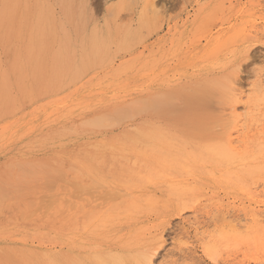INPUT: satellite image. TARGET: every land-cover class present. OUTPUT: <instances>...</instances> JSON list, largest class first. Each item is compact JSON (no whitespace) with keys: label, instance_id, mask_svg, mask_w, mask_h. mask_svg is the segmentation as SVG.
<instances>
[{"label":"rangeland","instance_id":"374dc122","mask_svg":"<svg viewBox=\"0 0 264 264\" xmlns=\"http://www.w3.org/2000/svg\"><path fill=\"white\" fill-rule=\"evenodd\" d=\"M69 1L66 10L62 0H0V12L11 18L0 21V264H96L107 253L146 252L150 264H264V240L261 247L252 241L264 235V170L230 183L219 177L231 165L200 153L233 134L239 149L264 151L257 150L264 144V78L255 77L264 75V0H85L83 14L81 0ZM94 35L103 51L99 60L91 56ZM126 35L131 40L124 45ZM59 55L65 69L56 78ZM238 72L249 96L237 103L243 119L237 132L226 114L236 101L228 93ZM161 94L172 105H156ZM145 101L155 106L143 111ZM133 104L143 112L132 113ZM119 108V117H133L119 118ZM110 116L118 122L107 127ZM138 129L147 136L136 135ZM257 161L264 167V157ZM99 217L105 220L97 223Z\"/></svg>","mask_w":264,"mask_h":264},{"label":"bare ground","instance_id":"6f19581e","mask_svg":"<svg viewBox=\"0 0 264 264\" xmlns=\"http://www.w3.org/2000/svg\"><path fill=\"white\" fill-rule=\"evenodd\" d=\"M20 1H24V0H19V3H20ZM76 1L78 2V0H76ZM73 2H74V1H73ZM12 3H13V2H12ZM59 3H60V2H59ZM15 4H16V3H15ZM62 4H63V6H64V8H65L66 10H69V9H70L69 6L71 5V3H70L69 0H62ZM73 4H74V3H73ZM73 4H72V5H73ZM76 4H77V3H76ZM59 5H60V4H59ZM78 5H80V8H81V10H82V14H83V10H84L85 7L87 6L86 1H85V0H81L80 3H79ZM5 6H6V3L4 2L3 5H2V7L5 8ZM18 6H19V5H18ZM34 6H35V5H34ZM34 8H35V7H34ZM77 8H78V7H77ZM73 10H74V8H73ZM73 10H72V12L74 13ZM64 11H65V10H64ZM50 12H51V11H50ZM78 12H79V11H78ZM78 12H77V13H78ZM17 13H18V12H17ZM64 13H65V12H64ZM9 15H10L9 11H8V14L6 13V11H2V12H0V21L3 23L4 20H5V17H7V21H8V24H9V23L11 22V18H10ZM40 15H41V14H40ZM40 15H39V16H40ZM77 16H78V15H77ZM69 17H70V15H69ZM74 17H75V15H74ZM69 20H70V19H69ZM78 20H79V19H78ZM33 21H34V20H33ZM39 21H41V19H40ZM74 21H75V19H74ZM56 22H57V21H56ZM78 22H79V21H78ZM60 23H61V22H60ZM67 24H68V23H67ZM80 25H81V24H80ZM48 26H49V25H48ZM66 26H67V25H66ZM32 27H33V26H32ZM60 27H61V26H60ZM43 29H44V28H43ZM40 31H41V30H40ZM238 31H239V30H238ZM235 32H236V31L232 32L233 35L230 34V36H232V37L234 36V37H235V35H238L237 32H236V34H234ZM239 32H240V31H239ZM223 34H224V33H223ZM142 35H143V34H142ZM241 35H242V33H241ZM239 36H240V35H239ZM136 37H137V36H136ZM46 38H47V37H46ZM226 38H227V37H226ZM25 39H26V37H25ZM214 39H215V38H214ZM130 40H131V39H130V36H129V35H126V37H125V38L123 39V41H122V44L127 45V44L130 43ZM25 41H26V40H25ZM57 41H58V40H57ZM212 41H213V40H212ZM53 42H54V41H53ZM64 42L66 43V41H64ZM102 42H103V41H102ZM24 43H25V42H24ZM103 43H104V42H103ZM214 43H216V42H214ZM214 43H213V44H214ZM217 43H218V42H217ZM217 43H216V44H217ZM86 44H87V43H86ZM224 44H226V43H224ZM8 46L10 47V45H8ZM8 46H7V47H8ZM24 46H25V45H24ZM24 46H23L22 48H24ZM38 46H40V44L37 45V47H38ZM63 46H64V45H63ZM222 46H223V45H222ZM9 47H8V49H10ZM33 47H34V46H33ZM87 47H88V46H87ZM39 48H40V47H39ZM39 48H38V49H39ZM55 48H56V46H55ZM66 48H67V46H64V47H63L64 50H66ZM211 48H212V45H210V49H211ZM35 49H36V47H35ZM90 49H91V56H93L96 60H99V57L101 56L102 48H101L100 45L97 43V39H96V36H95V35L92 36V38H91ZM36 50H37V49H36ZM40 50H41V49H40ZM40 50H39V51H40ZM215 50H216V49H215ZM220 50H221V49H220ZM245 50H246V48L244 49V51H245ZM248 50H249V49H248ZM32 51H33V50H32ZM41 51H42V50H41ZM51 51H52V52H51ZM51 51H50V53L52 54V53H53V50H51ZM73 51H74V50H73ZM86 51H87V50H86ZM244 51H243V52H244ZM36 52H37V51H36ZM102 52H103V51H102ZM74 53H75V52H74ZM248 53H249V51L246 52V55H247ZM44 54H45V53H44ZM51 54H50V55H51ZM77 54H78V53H77ZM7 55H8V54H7ZM74 55H75V54H74ZM16 56H17V54H16ZM29 56H30V59L34 58V56H35V50H34V53H33V52H31V53L29 52ZM52 56H53V55H52ZM60 56H61V55H59V57H58V61H59L60 63L57 64V63L54 62V64L57 65V67L53 70V74H54V76H55L56 78H58L59 76H61L62 73H63V70L65 69L64 66L62 65L63 62H61V61H62V60H61L62 57H60ZM76 56H77V55H76ZM76 56H75V58H76ZM86 56H87V55H86ZM212 56H213V55H212ZM247 56H248V59H249V54H248ZM20 57H22V56H20ZM26 58L28 59V57H26ZM55 58H56V57H55ZM7 59H8V58H7ZM15 59H17V58H15ZM83 59H84V57H83ZM83 59H82V56H81V59H80V60L83 61ZM200 59H201V58H200ZM87 60H88V63H89V59H88V57H87ZM96 60H95V61H96ZM51 61H52V60H50V62H51ZM73 61H74V60H73ZM80 62H81V61H80ZM73 63H74V62H73ZM75 63H76V61H75ZM88 63L85 62L86 65H87ZM212 63H213V62H212ZM250 63H251V62H250ZM35 64H36V63H35ZM22 65H23V63H22ZM25 65H26V64H25ZM88 65H89V64H88ZM201 65H202V64H201ZM23 66H24V65H23ZM34 66H35V65H34ZM36 66H37V65H36ZM51 66H54V65H51ZM75 66L78 67L77 65H75ZM75 66H74V67H75ZM17 67H18V66L15 67L16 70H18ZM19 67H20V66H19ZM42 67H43V66H42ZM241 67L243 68V66H241ZM20 68H21V67H20ZM23 68H24V67H22L21 70H23ZM31 69H32V67H31ZM35 69H36V68H35ZM49 69H50V68H49ZM49 69H48V70H49ZM78 69H79V68H78ZM78 69H76V70H78ZM207 69H208V68H207ZM2 71H3V70H2ZM18 71H19V70H18ZM81 71H82V70H80V71L77 72V73L79 74V73H81ZM0 72H1V71H0ZM3 72H4V71H3ZM259 72H260V71H259ZM2 74H3V73H2ZM7 74H8V73H7ZM20 74H21V73H20ZM53 74H52V75H53ZM71 74H72V72H71ZM78 74H76V75H78ZM255 74H256V73H254V75H255ZM261 74H263V73H261ZM3 75H5V74H3ZM79 75H80V74H79ZM79 75H78V76H79ZM254 75H253V76H254ZM6 76H7V75H6ZM21 76H23V74H22ZM21 76H20V78H21ZM33 76H34V75H33ZM40 76H41V75H40ZM54 76H53V77H54ZM69 76H71V75H69ZM256 76H258V78H264V75L262 76V75H259V74H258V75H255V77H256ZM75 77H76V76H75ZM230 77H231V76H230ZM234 77H235V76H234ZM240 77H242V76H240ZM255 77H254V78H255ZM18 78H19V77H18ZM41 78H42V77H41ZM69 78H70V77H69ZM72 78H73V77H72ZM3 79H4V76H3ZM73 79H74V78H73ZM228 79H229V78H228ZM228 79H227V80H228ZM230 79H232V77H231ZM19 80H20V79H19ZM21 80H22V78H21ZM68 80H69V79H68ZM241 80H242V79H241ZM241 80H240V78H239V72L237 73V75H236V77L234 78V80H233V79L231 80L232 82L230 83L231 86L229 87V89L231 90L232 93H228V94H230V96L233 95L234 98H232V97H231V98H232V100L235 99L236 101H234V104H232V105L228 108V109L230 110V111L228 110L229 113H227V114L225 113L226 115H229V116H230V117H229V121H230V119H232V120H234V122L236 123L235 129L237 128V130H236L237 132H238V126H239V123L242 122V120H243V119L240 120V115H242V114L239 115V112H240V111L238 112V109H239V108H238L237 103H239V104L241 105V103L243 102L242 100H243L244 98H246L247 96H249L248 94L246 95V91H247V90L244 89V85H243V84H245V83H242ZM259 80L261 81V79H259ZM259 80H258V81H259ZM260 81H259V82H260ZM262 81H264V80L262 79ZM120 82H121V81H120ZM245 82H246V81H245ZM16 83H17V82H16ZM115 83H116V82H115ZM125 83H126V82H125ZM261 83L263 84V82H261ZM4 84H6V83H4ZM249 85H250V84H249ZM5 86H6V85H5ZM7 86H8V85H7ZM124 86H125V85H124ZM225 86H226V85H225ZM246 87L248 88V86H246ZM10 88H11V87H10ZM71 88H72V87H71ZM122 88H123V87H122ZM227 88H228V87H227ZM17 89H19V88L17 87ZM43 89H44V88H43ZM8 90H9V89H8ZM78 90H79V89H78ZM133 90H134V89H133ZM9 91H10V90H9ZM204 91H205V90H204ZM112 92H113V91H112ZM132 92H133V91H132ZM142 92H143V91H142ZM227 92H229V90H228ZM5 93H6V92H4V94H5ZM33 94H35V93H33ZM91 94H92V93H91ZM231 94H232V95H231ZM14 95H15V94H14ZM165 95H166V94H165ZM155 96H156V95H155ZM157 96H158V95H157ZM159 96H160V94H159ZM159 96H158V97H159ZM161 96H162V94H161ZM163 96H164V94H163ZM163 96H162V97H163ZM167 96H168V95L164 96L163 98H162V97H161V98H158V99H162V101H159L157 98H156L157 100H156V99H154V100L152 99V100L155 101V103H156L157 101H159V102H157L158 104L156 103V105H159V104H160V108H161V106H163V105L165 106V105H167V104H169V105L171 104V102L169 101V98H167ZM245 96H246V97H245ZM168 97H170V96H168ZM201 97H202V96H201ZM226 97H227V96H226ZM229 98H230V97H229ZM246 99H247V98H246ZM248 99H249V98H248ZM84 100H85V99H84ZM117 100H118V99H117ZM150 100H151V99H150ZM150 100H149V101H150ZM226 100H227V98H226ZM121 101H122V100H121ZM153 101H151V103H152ZM229 101H230V100H229ZM229 101H228V102H229ZM241 101H242V102H241ZM83 102H84V101H83ZM145 102H146V101H145ZM140 103H141L142 106H143V105H144V106L142 107L141 105L139 106L138 104H133V106L136 105L135 107L137 108V110H136V108L133 109V110L131 111L132 113H135V112L137 113V111L140 112V111H142V108H143V111H144L145 109H146V111H147L148 109H151L150 106L153 105V103L150 105L148 101L146 102V105H145L144 102H140ZM140 103H139V104H140ZM147 103H148V106H147ZM155 103H154L153 106H155ZM72 104H73V103H72ZM224 104H225V103H224ZM1 105H2V104H1ZM11 105H12V104H11ZM137 105H138V106H137ZM149 105H150V106H149ZM169 105H167V106H169ZM171 105H172V104H171ZM133 106H132V108H133ZM200 106H201V105H200ZM226 106H227V105H226ZM83 107H84V106H83ZM87 107H88V105H87ZM138 107H140V108H138ZM141 107H142V108H141ZM144 107H146V108H144ZM147 107H150V108H147ZM171 107H172V106H171ZM201 107H202V106H201ZM152 108H153V107H152ZM241 108H242V107H241ZM119 109H120V108H119ZM155 109L157 110L158 108L155 107ZM155 109L153 108V110H155ZM224 109H226V108H224ZM121 110H122V108H121L120 110H117V112H118V111H121ZM134 110H135V111H134ZM139 110H140V111H139ZM153 110H152V111H153ZM226 110H227V109H226ZM143 111H142V112H143ZM243 111H244V109H243ZM117 112H116V113L114 112V113L117 114ZM127 112H128V111H127ZM187 112H188V111H187ZM121 113H123V112H122V111L119 112L118 117H119V115H120ZM136 113H135V114H136ZM144 113H145V112H144ZM129 114H130L129 112H128L127 114L124 113V115L122 114L121 117H119V118H122L123 116H128ZM150 114H151V113H150ZM130 115H131V116H130V117L128 116V118H132L134 114H133V115L130 114ZM169 115H170V113H169ZM243 115H244V114H243ZM100 117H101V116H99V118H100ZM116 117H117V116H116ZM225 117H227V116H225ZM242 117H243V116H242ZM96 118H98V117H96ZM99 118H98V119H99ZM101 118H102V117H101ZM101 118H100V119H101ZM124 118L126 119L127 117H123V119H124ZM128 118H127V119H128ZM221 118H222V117H221ZM94 119H95V118H94ZM94 119H91V120H94ZM102 119H106V120H108V118H102ZM102 119H101V120H102ZM112 119H113V121H112ZM117 119H118V118L115 119L114 116H113V117L110 116V118H109V121H110V122H109V121H106V122H107V123H106V124H107V127L110 126V123H111V125H113L112 123L114 122V120H116V122H115V124H116V123L118 122ZM123 119H122V120H123ZM125 119H124V120H125ZM96 120H97V119H95L94 121H95V122L99 121V120H97V121H96ZM225 120H226V119H225ZM227 120H228V117H227ZM244 120H245V119H244ZM253 120H254V119H253ZM88 121H89V120H88ZM103 121H104V120H102V122H103ZM54 122H55V121H54ZM108 122H109V124H108ZM119 122H120V120H119ZM30 123H31V122H30ZM30 123H29V124H30ZM87 123H88V122H86V125H87ZM89 123H90V122H89ZM89 123H88V124H89ZM98 123H99V122H98ZM226 123L228 124V123H230V122L227 121V122H225V124H226ZM254 123H255V122H254ZM29 124H28V125H29ZM84 124H85V123H84ZM106 124H105V125H106ZM115 124H114L113 126H115ZM227 124H226V125H227ZM233 124H234V123H233ZM90 125L92 126V124H89L88 126H90ZM105 125H104V127H105ZM108 125H109V126H108ZM223 125H224V124H223ZM229 125H230V124H229ZM231 125H232V123H231ZM241 125L243 126L244 124H240V127H241ZM224 126H225V125H224ZM101 127H103V126H101ZM101 127H100V128H101ZM104 127H103V128H104ZM31 128H32V127H31ZM94 128H95V127H94ZM224 128H226V126H225ZM228 128H229V126H228L226 129H228ZM133 129L136 130V128H133ZM158 130H159V129H158ZM239 130H240V129H239ZM164 131H165V130H164ZM233 131H234V130H233ZM236 131H234V132L237 133ZM221 132H223V131H221ZM225 132H226V131H225ZM240 132H241V131H240ZM150 133H151V132H150ZM153 133H155V132H153ZM158 133H160V131H159ZM161 133H162V132H161ZM226 133H227V132H226ZM162 134H163V133H162ZM162 134H161V135H162ZM219 134H222V133L219 132ZM224 134H225V133H224ZM231 134H232V133H231ZM136 135H146V134H145V132H143V130L138 129V130L136 131ZM159 135H160V134H159ZM222 135H223V134H222ZM237 135L239 136V133H238ZM241 135H242V132H241ZM146 136H147V135H146ZM154 136L156 137V134H155ZM157 136H158V135H157ZM163 136H164V134H163ZM234 136H235V134H233V136H232V135L228 136V137H229V138H228V141H227L225 144L223 143L224 141H223V142L220 141V143L217 142L218 144L215 143V144L218 145V146H214V145H212V146H206V145H205L206 147H202V146H201V147H202V148H201V151H200V150H197V151H200V153L202 152L201 155H202L203 158H209V159H212V160H217V161H219V162H221V161H225V162H227V163H225V166H226V164L229 165V166L231 165L230 167H233V168H231V169H229L230 167L227 169V168L224 166V168H226V170H223V169H222V171H220L221 174L217 171V172L220 174V177H219V178L225 176V177L222 178V179H225V178H226L227 180L230 181V183H231V182H232V183H237V182H239V181H238V180H240V179H239V176H241L242 174H244L245 176H249V175L251 174V175L254 177V175H255L256 173H259V172L261 173V171L263 172V170H264V167H262V165H258V164L256 165V163L259 162V161H257V160H260L261 157H264V153H263L264 151H261V150H264V149H263V148H264V144L261 143L262 145H259L258 149L256 148L257 150H259V148H260V151L262 152L260 155L257 154V153H258L257 151H255L256 154H254V152H253V153L250 155L251 152H250V150L247 149V147H248L247 145H246V148L243 149V150H242L241 148L239 149L238 146H235V144H237V142L240 143V140H239V139H238V140H237V139H233L232 137H234ZM238 136H236V137H238ZM245 136H246V135H245ZM136 138H137V137H136ZM159 138H160V137H159ZM165 138L169 140L170 137L167 138V137L165 136ZM221 138L224 139L225 136H222ZM139 139H140V138H139ZM160 139H161V138H160ZM241 139H242V136H241ZM105 140H106V139H105ZM145 140H146V139H145ZM147 140H148V139H147ZM150 140H152V138L149 139V141H150ZM170 140H172V139H170ZM211 140H212V139H211ZM226 140H227V139H226ZM226 140H225V141H226ZM235 140H236L237 142H235ZM140 141H141V140H140ZM157 141H158V140H157ZM160 141H161V140H160ZM162 141H163V140H162ZM174 141H177V142H178L177 139L174 140ZM179 141H180V140H179ZM259 141H260V140H259ZM105 142H106V141H105ZM144 142H145V141H144ZM155 142H156V141H155ZM164 142H170V141H164ZM171 142H172V144L170 143L169 146H174L173 140H172ZM234 142H235V143H234ZM241 142H242V141H241ZM139 143H140V142H139ZM146 143H147V142H146ZM148 143H151V142H148ZM156 143L159 144L158 146H160V144H162V142H161V143L156 142ZM156 143H152V144L157 145ZM221 143H223L224 145H222ZM239 143H238V144H239ZM242 143H244V142H242ZM164 144H165V143H163V145H164ZM220 144H221V145H220ZM238 144H237V145H238ZM253 144H255V143H253ZM176 145H177V144H176ZM176 145H175V147H176ZM241 145H242V144H241ZM257 145H258V144H257ZM257 145H256V146H257ZM128 146H129V145H128ZM128 146H126V147H128ZM133 146L135 147L134 149L136 150V149H137L136 146H135V145H133ZM138 146H139V145H138ZM165 146H166V145H165ZM165 146H164V147H165ZM239 146H240V145H239ZM250 146H251V145H250ZM252 146H253V145H252ZM122 147H123V145H122ZM122 147H121V148H122ZM130 147H131V145H130L128 148H130ZM175 147H174V148H175ZM181 147H182V146H181ZM240 147H241V146H240ZM94 148H95V147H94ZM141 148H143V147H141ZM157 148H158V147H157ZM161 148H162V147H161ZM190 148H191V147H190ZM206 148H207V149H206ZM243 148H244V147H243ZM251 148H252V147H250V149H251ZM123 149H124V147H123ZM134 149H133V150H134ZM139 149H140V148H138L137 150H139ZM143 149H144V148H143ZM166 149H167V148H166ZM166 149L164 148L165 151H164V152L161 151V152L165 153L166 151L169 150V148H168V150H166ZM179 149H180V148H179ZM179 149H178V150H179ZM131 150H132V148H131ZM135 150H134V151H135ZM140 150H141V149H140ZM140 150H139V151H140ZM147 150H148V149H147ZM149 150H150V149H149ZM151 150H152V148H151ZM153 150H154V149H153ZM153 150H152V152H153ZM157 150H158V149H157ZM157 150H155V151H157ZM134 151H133V152H134ZM145 151H146V150H145ZM173 151H175V150H173ZM195 151H196V150H195ZM195 151L193 150V151H191V152H195ZM131 152H132V151H131ZM142 152H144V151H142ZM158 152H159V151H158ZM158 152H157L156 155L159 154ZM170 152H171V151H170ZM135 153H136V152H135ZM149 153H150V152H149ZM149 153H148V155H151V154H149ZM167 153H168V152H167ZM167 153H165V154H167ZM178 153L180 154L179 151H178ZM259 153H260V152H259ZM122 154H123V153H122ZM133 154H134V153H133ZM139 154L142 156V153L139 152ZM152 154H153V153H152ZM154 154H155V153H154ZM169 154L172 155V154H174V153L171 152V153H169ZM169 154H167V155H169ZM192 154H193V153H192ZM192 154H191V155H192ZM262 154H263V155H262ZM145 155H146V153L143 154V156H145ZM148 155H147V156H148ZM176 155H177V153H176ZM188 155H189V154H188ZM151 156H152V155H151ZM158 156H159V155H158ZM158 156H157V157H158ZM169 156H170V155H169ZM149 157H150V156H149ZM154 157H155V156H154ZM177 157H179V156H176V158H177ZM189 157H190V156H189ZM197 157H198V154L196 155L195 158H197ZM200 157H201V156H200ZM127 158H128V156H127ZM132 158H133V156H132ZM147 158H148V157H147ZM161 158H163V156H161ZM179 158H180V157H179ZM179 158H178V160H180ZM192 158H193V156H192ZM72 159H73V158H72ZM154 159H156V157H155ZM157 159H160V157L157 158ZM163 159H164V158H163ZM166 159H167V157H166ZM197 159H198V158H197ZM197 159H196V161H197ZM201 159H202V158H201ZM201 159H200V160H201ZM128 160H129V159H128ZM130 160H131V159H130ZM143 160H145V159H143ZM151 160L153 161V159H151ZM169 160H170V159H169ZM182 160H184V159H182ZM182 160H181V161H182ZM189 160H190V159H189ZM200 160H199V161H200ZM204 160H205V159H204ZM68 161H69V160H68ZM131 161H132V160H131ZM145 161H148V160H145ZM162 161H164V160H162ZM162 161H161V162H162ZM201 161H202V160H201ZM206 161H208V160H205L204 162H206ZM141 162H142V161H140V163H141ZM153 162H156V163H157V161H153ZM158 162H159V161H158ZM161 162H159V163H161ZM167 162H168V161H167ZM261 162H262V161H261ZM109 163H110V162H109ZM109 163H107V164L109 165ZM127 163H128V162H127ZM146 163L151 164V162H150V163H149V162H146ZM159 163H157V164H159ZM192 163H193V162H192ZM208 163H210V162L208 161ZM130 164H131V163H130ZM132 164H134V163L132 162ZM138 164H139V163H138ZM143 164H145V163H143ZM161 164H163V163H161ZM164 164H166V163H164ZM168 164H169V162H168L167 165H166L167 167L170 166V164H169V165H168ZM215 164H216V163H215ZM9 165H10V163H9ZM145 165H146V164H145ZM145 165H144L143 167H145ZM151 165H153V164H151ZM159 165H160V164H159ZM211 165H213V164H211ZM16 166H17V165H16ZM20 166H21V164H20ZM127 166H129V165H127ZM155 166H156V165H155ZM214 166H215V165H214ZM218 166H219V165H218ZM17 167H18V166H17ZM153 167H154V166H153ZM156 167H157V166H156ZM215 167H217V165H216ZM220 167H222V166H219V168H220ZM18 168H19V167H18ZM91 168H92V166H91ZM105 168H106V167H105ZM158 168H160L159 171L162 172L161 169H163V167H158ZM212 168H213V167H212ZM77 169H78V168H77ZM136 169H137V168H136ZM153 169H154V168H153ZM156 169H157V168H156ZM164 169H165V168H164ZM170 169H172V168H170ZM190 169H191V168H190ZM232 169H233V170H232ZM146 170L149 171V169H146ZM157 170H158V169H157ZM157 170H156V171H157ZM166 170H167V169H166ZM188 170H189V169H188ZM200 170H201V168H200ZM200 170H198V171H200ZM209 170H212V169H209ZM23 171H25V170L23 169ZM52 171H53V170H52ZM72 171H73V170H72ZM94 171H95V170H94ZM96 171H97V170H96ZM133 171H137V170H134V169H133ZM198 171H197V172H198ZM205 171H206V170H205ZM215 171H216V170H215ZM25 172H26V171H25ZM28 172H29V170H28ZM28 172H27V173H28ZM35 172H36V171H35ZM53 172H54V171H53ZM59 172H60V171H59ZM75 172H76V170H75ZM77 172H78V171H77ZM98 172H99V171H98ZM98 172H97V173H98ZM137 172H139V171H137ZM141 172H142V171H141ZM143 172H144V171H143ZM169 172H170V171H169ZM171 172H172V171H171ZM78 173H79V172H78ZM89 173H90V172H89ZM91 173H92V172H91ZM214 173H215V172H214ZM214 173H213V175H214ZM38 174H39V173H38ZM45 174H46V173H45ZM48 174H51V173H48ZM54 174H56V173H54ZM73 174H74V173H73ZM99 174H100V173H99ZM99 174H98V175H99ZM157 174H158V173H156V177H157ZM169 174H170V173H169ZM194 174H195V173H194ZM201 174H202V173H201ZM219 174H218V175H219ZM246 174H248V175H246ZM36 175H37V173H36ZM40 175H44V174L42 173V174H39V176H40ZM67 175H68V174H67ZM90 175H91V174H90ZM159 175H160V173H159ZM159 175H158V177H157V180H158V181H159V177H160ZM162 175H163V174H162ZM166 175H167V174H166ZM192 175H193V174H192ZM213 175H212V176H213ZM46 176H47V175H46ZM46 176H45V177H46ZM51 176H52V175H51ZM71 176H72V175H71ZM92 176H93V175H92ZM149 176H150V175H149ZM173 176H175V175H173ZM173 176H172V174H171V177H173ZM55 177H57V176H55ZM101 177H102V176H101ZM130 177H132V176H130ZM169 177H170V176H169ZM178 177H179V176H178ZM186 177H187V176H186ZM194 177H195V176H194ZM213 177H215V176H213ZM249 177H251V176H249ZM46 178H47V177H46ZM50 178H51V177H50ZM128 178H129V177H128ZM176 178H177V177H176ZM208 178H209V177H208ZM217 178H218V177H217ZM258 178H259V177H258ZM68 179H69V178H68ZM131 179H132V178H131ZM170 179H171V178H170ZM177 179H178V178H177ZM179 179H180V178H179ZM186 179H187V178H186ZM213 179H214V178H213ZM241 179L243 180L242 177H241ZM78 180H79V179H78ZM103 180H104V179H103ZM134 180H136V179H134ZM134 180H133V182H134ZM163 180H164V178H163ZM172 180H174V178H173ZM172 180H171V182H174V183H175V181H172ZM180 180H181V179H180ZM180 180H178V181H180ZM183 180H185V179H183ZM197 180H198V179H197ZM207 180H208V179H207ZM207 180H206V181H207ZM209 180H210V179H209ZM63 181H64V180H63ZM117 181H118V180H117ZM164 181H166V180H164ZM168 181H169V179H168ZM203 181H204V180H203ZM213 181H214V180H212V182H213ZM223 181H224V180H223ZM65 182H66V180H65ZM67 182H69V181H67ZM159 182H160V181H159ZM169 182H170V181H169ZM169 182H168V183H169ZM185 182H186V181H185ZM197 182L200 183L199 181H197ZM208 182H209V181H208ZM208 182H207V183H208ZM215 182H216V181H215ZM225 182H226V181H225ZM241 182H242V181H241ZM251 182H253V180H252ZM49 183H50V182H49ZM49 183H47V184H49ZM55 183H56V182H55ZM69 183H70V182H69ZM100 183H101V182H100ZM111 183H112V182H111ZM174 183H173V184H174ZM180 183H181V184L183 183L182 186H183V190H185V192H186V190H191V187H190V188L184 187V185H185V186L187 185L186 183H184V181H182V182H180ZM47 184H45L46 187L48 186ZM52 184H54V183H52ZM77 184H78V183H77ZM92 184H93V183H92ZM169 184H171L170 186H173L172 183H169ZM175 184H176V185H175ZM175 184H174V185L177 186L178 182L175 183ZM181 184H180V185H181ZM221 184H222V183H221ZM239 184H240V182H239ZM49 185H51V184H49ZM68 185H69V184H68ZM117 185H118V184H117ZM137 185H138V184H137ZM149 185H150V183H149ZM180 185L178 184V186H180ZM222 185H223V184H222ZM52 186H53V185H52ZM52 186H51V187H52ZM62 186H63V185H62ZM99 186H100V185H99ZM103 186H104V185H103ZM109 186H110V185H109ZM166 186H167V185H166ZM170 186H169V187H170ZM178 186H177V187H178ZM182 186H181V188H182ZM218 186H219V185H218ZM218 186H217V187H218ZM66 187H67V186H66ZM82 187H83V186H82ZM106 187H107V186H106ZM163 187H164V186H163ZM173 187H174V186H173ZM188 187H189V186H188ZM224 187H225V185H224ZM240 187H242V186H240ZM246 187H247V186H246ZM61 188H62V187H61ZM73 188L75 189V187H73ZM84 188H85V187H84ZM144 188H145V187H144ZM153 188H154V187H153ZM204 188H205V187H204ZM243 188H244V187H243ZM78 189H79V188H78ZM82 189H83V188H82ZM237 189H238V188H237ZM49 190H50V188H49ZM64 190H65V189H64ZM79 190H80V189H79ZM144 190H146V189H144ZM159 190H160V189H159ZM177 190H178V189H177ZM177 190H176V191H177ZM180 190H181V189H180ZM183 190H181V191L183 192ZM231 190H232V189H231ZM240 190H241V188H240ZM21 191H23V190H21ZM68 191H69V189H68ZM125 191H126V190H125ZM142 191H143V190H142ZM147 191H148V190H147ZM172 191H174V189H173ZM178 191H179V190H178ZM191 191H192V190H191ZM0 192H2V191H0ZM17 192L20 193V191H17ZM113 192H115V191H113ZM113 192H112V193H113ZM153 192H154V191H153ZM160 192H161V191H160ZM174 192H175V191H174ZM182 192H180V193H182ZM247 192H248V191H247ZM3 193H4V192H3ZM32 193H33V192H32ZM72 193H73V192H72ZM94 193H95V192H94ZM108 193H109V192H106V191H105L104 194L107 195ZM112 193H111V194H112ZM117 193H118V192H117ZM140 193L142 194V192H140ZM144 193H146V192H143V194H144ZM178 193H179V192H178ZM180 193H179V194H180ZM15 194H16V192H15ZM104 194L101 195V196H104ZM111 194L109 193V195H110L109 197L112 199V197H114V196H112ZM118 194H119V193H118ZM123 194H124V193H123ZM127 194H128V193H127ZM132 194H133V193H132ZM11 195H12V194H11ZM57 195H58V194H57ZM88 195H89V194H88ZM119 195H120V194H119ZM119 195H118V196H119ZM154 195H155V194H154ZM198 195H199V194H198ZM2 196H3V194L1 195V197H2ZM74 196H75V195H74ZM76 196H77V195H76ZM93 196H94V195H93ZM118 196H115V199H116V197L118 198ZM120 196H121V195H120ZM5 197H6V196H5ZM9 197H10V196H9ZM9 197H7V198H9ZM44 197H45V196H44ZM64 197H65V196H64ZM77 197H78V196H77ZM104 197H105V196H104ZM106 197H107V196H106ZM106 197H105V199H106ZM124 197H125V196H124ZM128 197H129V196H128ZM142 197H143V196H142ZM148 197H149V196H148ZM157 197H158V195H157ZM2 198H4V197H2ZM2 198H1V199H2ZM208 198H209V197H208ZM80 199H81V198H80ZM102 199H103V198H102ZM107 199H108V198H107ZM136 199H138V198H136ZM147 199H148V198H147ZM147 199H145V200H147ZM203 199H204V198H203ZM3 200H4V199H3ZM49 200H50V199H48V201H49ZM66 200H68V199H66ZM66 200H64V202H65ZM85 200L87 201V199H85ZM194 200H195V199H194ZM104 201H105V200H104ZM119 201H120V200H119ZM31 202H32V201H31ZM88 202H89V201H88ZM150 202H151V200H150ZM150 202H149V203H150ZM178 202H179V201H178ZM191 202H192V201H191ZM10 203H11V202H10ZM132 203H135V202H132ZM31 204H32V203H31ZM43 204H44V203H43ZM98 204H99V203H98ZM137 204H138V203H137ZM150 204H151V203H150ZM195 204H196V202H195ZM201 204H202V203H201ZM1 205H2V204H1ZM41 205H42V204H40V207H41ZM47 205H49V207H51V202H50V203L48 202ZM79 205H80V204H79ZM133 205H134V204H133ZM135 205H136V204H135ZM141 205H142V204H141ZM143 205H144V204H143ZM219 205H221V204H219ZM64 206H65V205H64ZM69 206H70V205H69ZM107 206H108V205H107ZM154 206H155V205H154ZM168 206H169V205H168ZM209 206H210V205H209ZM216 206H217V205H216ZM38 207H39V206H38ZM40 207H39V208H40ZM44 207H46V210H47L48 206L45 205ZM74 207H75V205H74ZM112 207H113V206H112ZM112 207H111V208H112ZM134 207H135V206H134ZM134 207H133V208H134ZM187 207H188V206H187ZM4 208H5V207H4ZM36 208H37V207H36ZM36 208H35V209H36ZM39 208H38V209H39ZM124 208H125V207H124ZM131 208H132V207H131ZM131 208H130V209H131ZM136 208H138V207L136 206ZM162 208H163V207H162ZM0 209H1V208H0ZM127 209H129V208H127ZM195 209H196V208H195ZM197 209H198V208H197ZM36 210H37V209H36ZM46 210H45V212H46ZM80 210H81V209H80ZM122 210H123V209H122ZM125 210H126V209H125ZM134 210H135V209H134ZM139 210H140V209H139ZM150 210H151V209H150ZM192 210H193V209H192ZM101 211H102V210H101ZM105 211H106V210H105ZM118 211H119V210H118ZM144 211H145V210H144ZM219 211H220V210H219ZM230 211H231V210H230ZM32 212L34 213L35 210L33 209ZM91 212H92V211H91ZM121 212H122V211H121ZM135 212H136V210H135ZM180 212H181V211H180ZM196 212H197V211H196ZM225 212H226V211H225ZM136 213H137V212H136ZM138 213H139V212H138ZM147 213H148V212H147ZM147 213H146V214H147ZM181 213H182V212H181ZM194 213H195V212H194ZM223 213H224V212H223ZM255 213H256V212H255ZM29 214H30V213H28V215H26V216L28 217ZM102 214H103V213H102ZM31 215H32V214H31ZM97 215H98V214H97ZM97 215H96V216H97ZM132 215H133V214H132ZM181 215H182V214H181ZM195 215H196V214H195ZM223 215H224V214H223ZM223 215H222L221 218H223ZM254 215H255V214H254ZM21 216H22V215H21ZM36 216H37V215H36ZM43 216H44V213H43ZM112 216H113V215H112ZM153 216H154V215H153ZM256 216H257V215H256ZM256 216H255V217H256ZM123 217H124V216H122V218H123ZM251 217H252V215H251ZM253 217H254V216H253ZM253 217L251 218L252 220H254ZM255 217H254V218H255ZM99 218H100V217H99ZM113 218H114V217H113ZM135 218H136V217H135ZM195 218H196V217H195ZM256 218H257V217H256ZM258 218H259V217H258ZM20 219H21V218H20ZM101 219H102V220H105V219H103V217H101L100 219H98L99 221H97V223L100 222V221L103 222ZM110 219H111V218H110ZM133 219H134V218H133ZM223 219H224V218H223ZM231 219H232V218H231ZM231 219H228V220L230 221ZM247 219H248V218H247ZM247 219H246V220H247ZM259 219H260V218H259ZM259 219H258L257 221H259ZM92 220H95V221H96V219H92ZM195 220H197V218H196ZM224 220H225V219H224ZM226 220H227V219H226ZM226 220H225V221H226ZM237 220H238V219H237ZM239 220H242V219H239ZM248 220H249V219H248ZM260 220H261V219H260ZM34 221H35V220H34ZM225 221H224V222H225ZM232 221H233V220H232ZM249 221H251V220H249ZM255 221H256V220H255ZM257 221L255 222L256 224H257ZM262 221H263V220H262ZM92 222H93V221H92ZM109 222H110V221H109ZM112 222H113V221H112ZM129 222H130V221H129ZM238 222H239V221H238ZM105 223H108V222H105ZM230 223H231V221H230ZM230 223H229V225H230ZM240 223H241V221H240ZM242 223H243V222H242ZM246 223H247V221H246ZM246 223H245V224H246ZM250 223H251V222H249V224H250ZM252 223H253V222H252ZM252 223H251V224H252ZM259 223H260V222H259ZM259 223H258V225H260ZM44 224H45V223H44ZM99 224L101 225V227L104 226V225L107 226V225L104 224V223H103L104 225L101 224V223H99ZM108 224H109V223H108ZM235 224H236V223H235ZM235 224H234V225H235ZM245 224H244V225H245ZM42 225H43V224H42ZM109 225H110V224H109ZM231 225L233 226V224H231ZM231 225H230V226H231ZM240 225H241V224H240ZM247 225H248V223H247ZM247 225H246V226H247ZM253 225H254V223H253ZM253 225H252V226H253ZM0 226H1V225H0ZM14 226H15V225H14ZM30 226H31V225H30ZM261 226H262V223H261ZM78 227H79V226H78ZM99 227H100V226H99ZM101 227H100V228H101ZM112 227H113V226H112ZM154 227H155V226H154ZM223 227H224V226H223ZM91 228H92V227H91ZM104 228H105V227H104ZM142 228H143V227H142ZM228 228H229V227H228ZM243 228H244V227H243ZM255 228L258 229V227L255 226V227L252 229V230H253L252 233H254V236H255L256 231L258 232V230H255ZM139 229H140V228H139ZM153 229H154V228H153ZM229 229H230V228H229ZM254 230H255V231H254ZM29 231H30V230H29ZM92 231H93V230H92ZM112 231H114V230H112ZM247 231H248V230H247ZM83 232H84V231H83ZM108 232H109V231H108ZM128 232H129V231H128ZM97 233H99V232H97ZM100 233H101V232H100ZM258 233L260 234L261 232H258ZM38 234H39V233H38ZM42 234H43V233H42ZM71 234H72V233H71ZM74 234H75V233H74ZM108 234H109V233H108ZM110 234H112V233H110ZM138 234H139V233H138ZM138 234H137V235H138ZM250 234H251V233H250ZM259 234L256 233L255 238L253 237L254 239L252 240V241L255 243L256 246H258V245L260 246V244L263 245V240H264L263 237H264V235L261 237V235H259ZM261 234H262V233H261ZM161 235H162V233H161ZM161 235H160V236H161ZM258 235H259V237H257ZM67 236H68V235H67ZM82 236H83V235H82ZM104 236H105V235H104ZM104 236H103V237H104ZM125 236H126V235H125ZM129 236H130V235H129ZM157 236H158V235H157ZM162 236H163V235H162ZM131 237H132V236H131ZM163 237H164V236H163ZM29 238H30V237H29ZM45 238H46V237H45ZM95 238H96V237H94V239H95ZM97 238H98V237H97ZM126 238H127V237H126ZM161 238H162V237H161ZM60 239H61V238H60ZM65 239H66V238H65ZM79 239H81V238H79ZM156 239H157V237H156ZM48 240H49V239H48ZM67 240H68V239H67ZM112 240H113V239H112ZM117 240H118V239H117ZM123 240H124V239H123ZM159 240L161 241V239H159ZM249 240H250V239H249ZM72 241H73V239H72ZM89 241H90V240H89ZM98 241H99V240H98ZM115 241H116V240H115ZM156 241H158V240H156ZM247 241H248V240H247ZM79 242L81 243L82 241H79ZM119 242H120V241H119ZM243 242H244V241H243ZM245 243H246V242H245ZM129 244H130V243H129ZM118 245H119V244H118ZM222 245H224V244H222ZM262 245H261V246H262ZM80 246H81V245H80ZM127 246H128V245H127ZM261 246H260V247H261ZM263 246H264V245H263ZM136 247H137V246H136ZM106 251L108 252V250H106ZM110 251L112 252V250H110ZM110 251H109V252H110ZM120 254H121V253H120ZM122 256H123V254H121V256H119V255H115V254L113 255V254H109V253H107V254H105V255H103V256L97 258L95 262H96V264H114V263H122V264H123V261H133V262H135L136 264H150V263H152V259H153L152 253H147V252H146V253H139V254L134 255V256H132V257H122ZM67 264H73V263H70V262H69V263H67ZM125 264H126V263H125ZM127 264H129V263H127Z\"/></svg>","mask_w":264,"mask_h":264}]
</instances>
